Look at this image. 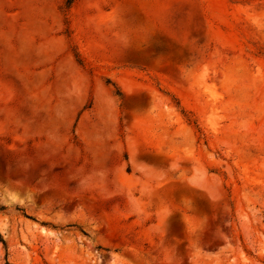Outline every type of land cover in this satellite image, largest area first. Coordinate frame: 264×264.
Segmentation results:
<instances>
[{"label": "rangeland", "instance_id": "rangeland-1", "mask_svg": "<svg viewBox=\"0 0 264 264\" xmlns=\"http://www.w3.org/2000/svg\"><path fill=\"white\" fill-rule=\"evenodd\" d=\"M0 264H264V0H0Z\"/></svg>", "mask_w": 264, "mask_h": 264}]
</instances>
